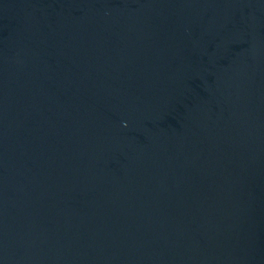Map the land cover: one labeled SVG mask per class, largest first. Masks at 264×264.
<instances>
[{"label": "water", "instance_id": "95a60500", "mask_svg": "<svg viewBox=\"0 0 264 264\" xmlns=\"http://www.w3.org/2000/svg\"><path fill=\"white\" fill-rule=\"evenodd\" d=\"M0 264H264V0H0Z\"/></svg>", "mask_w": 264, "mask_h": 264}]
</instances>
